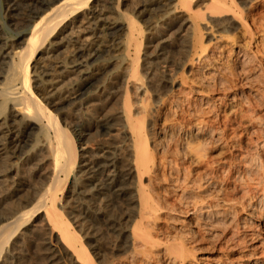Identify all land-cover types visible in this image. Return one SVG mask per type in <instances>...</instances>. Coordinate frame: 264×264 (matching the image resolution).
<instances>
[{
	"label": "rangeland",
	"instance_id": "rangeland-1",
	"mask_svg": "<svg viewBox=\"0 0 264 264\" xmlns=\"http://www.w3.org/2000/svg\"><path fill=\"white\" fill-rule=\"evenodd\" d=\"M101 1L110 2H100L98 7L100 12L105 8L102 13L106 12L105 17L109 18L110 21L118 20L121 10L124 9L125 12H128L132 6V8L137 6V1L141 3V0L136 2L135 0H121V3L117 5V0ZM192 1L196 2L189 4L191 11L198 14V10L206 15L204 11H207L205 10L206 7L208 9L211 5V0ZM230 1L237 2V10L242 17V11L246 16V19L243 17V21L238 20V23L241 22L242 27L245 25V28H242L241 24L236 21L234 23L231 16H229L230 18L228 16L222 17L219 20H223V25L227 23V27H224L227 28L225 30L218 29L215 24L210 22L209 24L207 18L202 21V25L200 23L197 32L198 46H209V52L214 54L213 65L202 70V74L198 75L195 68L192 67V62H197V55L189 42L188 34L173 29L171 21L174 20L172 19L174 13L163 14L155 10V13L151 12L152 14L141 18L142 21L140 19L143 22V24L141 23L142 28H144L138 36L139 44L142 43L138 47V61L135 58V49L131 52V59H135V63L138 62V72L143 81L138 82L133 79L128 81L127 76L131 73L132 62L130 61L132 60L123 61L124 54L122 56V53L118 52L121 53V56L114 59L115 65L107 68L106 76L102 75V78L98 76L101 82L97 84L98 87L92 89V100L86 108L79 110L80 108L72 105H64L60 112V109L57 111L53 109L55 113L57 112L60 126L68 130L71 138L75 139L73 146L77 150L78 157L75 167L61 176L63 186L57 190V207L51 211L58 212L59 218L64 223L72 221L69 229L77 239L75 246L77 245L79 250L83 248L91 254L93 262L98 264H172L169 263L167 256L165 258L166 253L164 251L172 244V241L176 242L177 240L184 245L186 244L184 249L191 252L183 264H264V202L258 207L249 204L254 197L264 198L262 195L264 189L262 187L264 186V0ZM5 6L4 0H0V55L4 58L2 59L4 63L9 62L8 58L12 57V53L22 49L27 38L21 33L24 28L14 26L6 18ZM116 7L117 11L114 9ZM190 9L185 8L182 14L178 13V15L184 17L192 15ZM208 12L210 13V10L207 11V14ZM81 19L75 24V27L73 25L72 28L70 27L60 33V37L65 38L64 44L58 46V51L51 54L50 58L45 56L43 60L38 61L36 68L39 72L46 70L50 74L55 73L54 70H58L63 65L60 62L69 61L76 48L90 42L91 34L88 32L89 25L86 23L89 20H84L83 17ZM81 22L83 25L80 24ZM229 26H233L234 29L232 30ZM230 29L231 32H229ZM174 30L176 32H173ZM154 34L156 37L153 36ZM168 34L173 35L169 37ZM218 36H225L220 43L214 41ZM160 38L171 41L168 42L167 40L166 42L165 40L166 43H162L163 40ZM91 39L93 38L91 37ZM159 43L160 45H158ZM187 44L191 49L188 48ZM159 46L168 49L167 52L161 47L163 50L161 52L164 53L156 55V50L160 49L157 48ZM140 47L141 50H139ZM245 51L254 56L250 59L247 58L248 56L243 57ZM36 63L33 59V66L30 68L32 80L35 82L32 81V87L35 93L43 96L44 92L41 91V84L38 82L39 77L33 73L36 70L33 69ZM146 64H149L147 68L148 70L151 69L150 72L148 70L146 72ZM94 65L92 70H95L96 66L98 68L99 65L100 67L103 66V64L96 65V63ZM150 65L151 67H149ZM141 66L145 68L143 69ZM2 68H5V64H0V81H2L3 75ZM76 70V67L69 66L67 70H62L66 74L63 77L58 75L57 78L55 77L57 74H55V81H53V76L47 77L46 86L49 91L54 92L59 88L61 90L58 92L62 95V100H72L74 97L71 95L70 85L77 79ZM127 73L128 75L125 76ZM178 75H180L179 78L177 81L175 80L178 84L174 83L173 86L178 89L181 83L187 82L184 87L181 86L182 91H176L170 84L164 86L161 84L162 80L169 79L172 81ZM117 80L118 82H116ZM195 80H198V83L199 80H204L203 82L206 83L200 86V82V85L197 84L199 85L198 88L195 86L197 83ZM117 83L125 85H121V88ZM114 91L119 92L116 95ZM202 93L203 97H199V94ZM126 97L130 98L127 100L130 104L133 120L135 123L143 124V137L155 163L151 167L153 170L149 171L145 179L143 178V182L148 186L149 195L155 198L162 209L158 213L151 231L155 245L151 248L152 251L150 250V258L148 255L146 259L140 258V256L132 258V250L130 247H126V241H124L125 237L130 235L132 227L138 219L135 216L130 218L127 215L128 211L130 208L138 210V201H135L137 204L133 202L130 207H127L128 202L126 200L128 198L112 199L113 195H110L109 199L111 200H108L107 203L105 196L99 195L93 202L88 203V198L80 201L77 196L74 197L71 193L73 192L75 175L82 170L84 161L97 155L101 150L106 148L117 155L119 154L118 158L122 161L133 162L134 155L132 150L130 151L133 145L131 135L126 127L125 118L120 113L124 112ZM8 112L9 108L7 107L0 113L2 117H5ZM106 116L121 120H114L115 126L106 128L102 126L101 121ZM198 130L201 132L199 133ZM40 132V128L34 130L35 144L38 145L39 142L40 144L33 149L29 148L31 153L29 152L30 155L27 157L31 156V159L23 157L24 160H22L23 158L14 160L16 170L10 174L6 173V176L1 178L3 182L0 181V194L2 192L3 195L0 197V203L3 204H0L2 208H0V225L7 222L5 220L10 216V213L9 218H12L15 211L17 213L22 212V208L28 203L27 201H32L36 189H45L52 183L54 161L46 144L47 138ZM38 140L41 141L38 142ZM43 145V150L38 148ZM36 150H39V153ZM22 161L30 163H23ZM1 165L0 168L4 167L3 169H5L6 166L8 167V162L4 166ZM0 170L2 171V169ZM78 174L80 175V173ZM133 175L131 183L132 185L135 184L133 186L135 190L131 191V194L133 193V196L137 197L136 186L139 179L136 173ZM16 182L24 185L23 191L17 193V196L14 193ZM259 184L261 188L258 186ZM34 187L36 188L34 189ZM49 202H46L45 205H50L51 202ZM35 203L34 201L26 209L34 207ZM106 204L110 205L107 206ZM229 204L233 205L229 207ZM84 205L85 208L90 209L89 216L91 218L76 219L75 216L82 214L80 208ZM212 206L216 210H213V216L215 213L223 212L224 214L225 211L228 213H225L222 218H209L210 221L206 222L202 216L200 218L198 212ZM13 209L17 210L13 211ZM3 210L4 212H2ZM2 216L5 217V220H2L4 219ZM48 222L50 221H47L44 214L39 215L34 222H26V227L21 228L4 248L5 250L0 256V264H2L3 259H6L3 264L8 261L9 264H54V262H49L51 253L60 258L61 264H78L75 262L74 253L62 243L61 231L54 232V227ZM124 230L127 231L125 237L120 235L121 231L125 232ZM13 250L14 252H12ZM10 253L14 255L13 259H11ZM180 263L181 261H178L177 264Z\"/></svg>",
	"mask_w": 264,
	"mask_h": 264
},
{
	"label": "bare ground",
	"instance_id": "bare-ground-1",
	"mask_svg": "<svg viewBox=\"0 0 264 264\" xmlns=\"http://www.w3.org/2000/svg\"><path fill=\"white\" fill-rule=\"evenodd\" d=\"M136 1L137 0H135V2ZM142 1L143 0H141V3H138V1H137V6H135L136 4L135 5L133 4L135 7L132 8L133 7L132 6L131 7L132 9L130 8V11H128V9H127L128 12H125L126 10L124 11V9L121 10L120 11V18L116 21L113 18L114 21H110L109 18L105 17L106 12L102 13L105 10V8H104V10L102 9L103 10L102 12L98 11L99 4L106 2V1H101V0H4V3L6 5L5 6L6 18H8V20H10V22L14 26H17L18 28H20V27L24 28L21 33L24 34V36L26 35L27 38L24 41V45H23L21 50H17L14 53H12V57L8 56L9 62L4 63L2 61V59H4V58L0 55L2 57L0 59V64H5V68H2V74H3L1 77L2 81H0L1 82L0 83V112L2 110H5L7 107L9 108V112H8L7 116L5 115V117H2L1 116L2 114L0 113V165L3 164V166H4L5 163L8 162V167L6 166L7 168L6 167H5V169H3L4 167L0 168V169H2V171L0 170V181H1V178L6 176L5 175L6 173L10 174V172H14L16 170L17 167H16V163L14 162V160H17V159H20L23 157L26 158L31 153L30 152L31 149L29 150V148L31 147L33 149V148H35V146H38L40 144L39 141H41V140H38V142H39L38 145L35 144L36 139L34 138L35 137L34 130L37 128H40L43 136L47 138L46 144H47V147L50 149L52 157H53L54 170H53V174L51 177L52 183L48 187H46L45 189H42V190H41V188H40V190L36 189V191L34 192L35 194H33L34 196L33 195H32L33 197L31 196L33 198L32 201L30 199H29L30 201L25 200V202L27 201L28 203L26 202L27 204L25 206L23 205L24 208H22L23 209L22 212L17 213L15 211V215L12 216V218H9L11 216V213H10V216H8L6 220H5L4 216L5 215L7 216L8 212L6 211L7 213L4 216H2V217H4V219H2V220H5L7 222L0 225V256H1L2 252L5 250L4 248L6 247V245L9 244V242L12 240V238H14V236L17 234V232L21 228L26 227V225H27L26 222H29V221L34 222L36 220V218H38L39 215L44 214V217L47 219V221L48 220L50 221L48 223L54 227V232L57 233L58 231H61V234H60L61 241L69 251L74 253V256L76 257V261H75L76 263H78V264H98L97 262L92 261L93 257L85 249L82 248L79 250V248L76 247L77 245L75 246V242L77 239L73 236V234H71V231L69 229V227L72 225L71 224L72 221L71 222L68 221L67 223H64L59 218L60 214L58 212H54V211L52 212L51 211L57 207V202H56L58 199L57 190L63 186L61 184V176L63 175V173L68 172L71 169H73V167H75L76 160L78 157L77 156V150L73 146V144H75L74 143L75 139L71 138L68 130L63 129L60 126L59 119H58V116L56 114L57 112L55 113L53 111V109L56 111L60 109L59 110V112H60L61 109H63L64 105H72L76 108H80L79 110L86 108L87 105L92 100L91 99V96H93V95H91L92 89L94 90V88H96V86L98 87L97 84L99 82H101L100 77L102 75L103 76L105 75L107 68H109L112 65H115L114 59L119 58L121 56V53H122V56L124 54L123 61L132 60V61H130V62H132L131 73L129 76H127L128 73L125 75L128 77V81L130 79L137 80L138 82L143 81V80H141L142 78L140 79V75L138 72V68H139L138 62L135 63V61L136 60L138 61V59H139L138 47H139V45L142 44V43L139 44V41H138V36H139V34L142 33V29L144 28V27L142 28L143 22H141L142 21L141 18L147 17L151 12L155 13L154 12L155 10H156V12L158 10V11L162 12L163 14H167L168 12L170 14L174 13V15H172V16H174V18H172L174 20H173V22L171 21L173 29H175L178 32L184 31L186 35L188 34L187 36L189 37V42L192 45L193 50L195 51V54L197 55V58H196L197 62L192 60L193 61L192 67L195 68L198 75L202 74L201 73L202 70L206 69L207 67H211L213 65L212 63L214 61V59H213L214 54L213 53L211 54L209 52V50H208L209 46L208 47L203 46V45L198 46L197 32H198L200 23L202 25V21H205L207 18L208 23L210 22L212 24H215V26L218 29L225 30L227 28H224V27L226 26L227 23L223 25V22H222L223 20L219 21L222 17L228 16V18H230L229 16H231L232 17L231 19L234 20V23H235V21L238 23V20L243 21L244 20L243 17H245V19H246V16H244L243 11H242V14H243V17H242L240 12L237 10L238 7L236 5H238V4H236L237 2L235 3L234 0H233L234 2H231L230 0H211V5L209 3L210 6L208 7V9L210 10V13L208 12L209 15L207 14V11H209L207 9V7L205 9L207 11H204L206 13V15L202 12H199L198 10H197L198 14L191 11V9L189 8L191 6L189 4H191V3L194 4L196 2V1H192V0H145L144 2H142ZM175 1H176V4H175ZM135 2H133V3H135ZM106 3H110V2L107 1ZM120 3H121V0H117V5H119ZM185 8H188V10L190 9V11L192 12V15H189V16L187 15L188 18H187V16L184 17L183 15H180V16L178 15V13L182 14L183 9H185ZM114 9L117 11V7ZM113 10H112V12H113ZM242 10H243V7H242ZM106 11H107V9H106ZM81 17H83L84 20L85 19L89 20V21L87 20L88 22H86V23H88V25H89L88 26V30H89L88 32L91 34V37L93 39H91V37H90L89 43L83 44L80 47L76 48L75 52L70 57L69 61H66V62L64 61V63L60 62V64H63L60 67L62 70H67V68H69V66L70 67L74 66L77 68L76 73L78 74L77 79L74 82H71L72 84L70 83L71 84L70 85V92L72 93L71 95H73L74 98L72 100L65 101V100H62V95L58 92L61 89L58 88V90L53 92L51 89H50L51 91H49V88L46 86V83H48V81L46 79L47 77L53 76L52 77V78H54L53 81H55V77L58 78V75L63 77V75L65 74L64 71L59 70L60 68L59 69L57 68L58 70H54L55 73L50 74V72H47L46 70L45 71L41 70L39 72V70H38V68H36V66H38V61H40L41 59L43 60V57L46 56L47 58L48 57L50 58L51 54H55L58 51L57 50L58 46L64 44V42H65V38L64 37L61 38L60 33H63L66 29H69L70 27L72 28L73 25L75 27V24L78 21H80L79 19H81ZM169 17H170V15H169ZM140 19H141V21H140ZM111 20H112V18H111ZM224 21H225V18H224ZM229 21H230V19H229ZM161 23H163V22H161ZM203 23H205V22H203ZM208 23H206V24L208 25ZM80 24H82V22ZM229 24H230V22H229ZM238 24H241V22ZM242 25L243 24H241V27H242ZM246 25H247V23H246ZM244 26L242 28H245ZM156 27H157V25H156ZM229 27L232 28L233 26H229ZM85 28L87 29V27H85ZM159 28H158V31H159ZM233 29L234 28H232V30ZM175 30L173 32H176ZM232 30L230 29V31L229 30H227V31L231 32ZM247 30H249V29H247ZM83 31H85V29H83ZM156 31H157V29H156ZM218 33H221V32H218ZM223 33L224 32H222V34ZM173 34H175V33H173ZM155 35L156 34H154L153 36H155ZM161 35H163V34L161 33ZM164 35H165V33H164ZM168 35H166V36H168ZM172 35H169V37ZM159 37H161V36H159ZM224 37L225 36H218L216 38V40H214V41H217L220 43L221 41H223ZM182 38H184V37H182ZM23 39H25V38H23ZM160 39L163 40V41H161L162 43H166L168 40V39H165L166 40V42H165V40L163 38H160ZM169 40H168V42H169ZM186 40L188 41V38ZM186 40H184V41H186ZM160 43L158 45H160ZM20 45H21V43H20ZM169 45H171V44H169ZM161 47L160 46L157 47L158 49L160 48L159 50H156L157 52L155 50H153L156 52V55L157 54L161 55L164 53L161 51H163V50L165 51L166 48L162 47L164 49L161 50ZM155 48H156V46H155ZM188 48L191 49V47H189V45H188ZM133 49H135L134 53H136V55L135 54L134 55H135L136 60L131 59V55H132L131 52ZM190 49H188L189 52H190ZM139 50H141V47ZM167 50L168 49H166V52H167ZM118 52H121V53H118ZM212 52H214V51H212ZM150 54L152 55L151 52H150ZM187 54H185V55H187ZM153 55H155V54L153 53ZM242 56L245 58L248 56L247 58L250 59V57L252 58L254 55L252 53L249 55V53H246V51H245V53ZM186 57H188V56H186ZM33 59L37 63L33 67L34 70L36 69L35 72H33V71L32 72L35 73V75H38V77H39L38 82L41 84V85L39 84L41 86L40 87L41 91L44 92L43 96L35 93L34 88L32 87V81L33 80H32V76H31L30 68L33 66L32 65ZM119 61H120V59H119ZM154 61H156V60H154ZM95 63H96V65L103 64V66L101 65L102 67H100V65H99V68L96 66L95 70H92L91 68L95 66L94 65ZM126 63L128 64V62H126ZM148 65L146 66V72L148 70V68H147ZM124 66H125V64H124ZM149 67H151V65ZM142 68L144 69L145 67H142ZM149 70L151 71V69H149ZM108 72H109V70H108ZM55 74H57V75L55 76ZM120 74H119V76H120ZM203 74H204V72H203ZM0 76H1V74H0ZM98 76H100V77L98 78ZM179 76L180 75L176 76V78H174L173 80L171 78L172 81H170L169 79H164L161 81L162 83L161 82L160 83L163 84V86L165 84H170L171 86H173L175 84H178L177 82H175V80L177 81V78H179ZM202 76H201V78H202ZM103 78H105V77H103ZM118 78L120 79V77H118ZM198 78H200V77H198ZM125 80H123V81H125ZM133 80H131V81L133 82ZM50 81H51V79H50ZM203 81L204 80H202V81L199 80V83L201 82V85H200L198 83V80L197 81L195 80V82H197V83H196V85L193 84V86L194 85L197 87L199 85L202 86L204 83ZM205 81H207V80H205ZM116 82H118V80ZM195 82H193V83H195ZM33 83H35V82L33 81ZM123 83H125V82H123ZM123 83L122 84L117 83V84L122 88V86L125 85ZM186 83L187 82H184V84H186ZM184 84L181 83V86L184 87L185 86ZM197 84H199V85H197ZM170 85H169V87H170ZM181 86L178 89L175 88L176 86H173V87L176 89V91L179 92V91H182ZM37 88H39V87H37ZM119 88H118V90H120ZM123 91H124V88H123ZM169 91H166V92H169ZM171 91H172V89H171ZM114 92H116V91H114ZM117 92H119V91H117ZM117 92L114 94L117 95ZM173 92H175V91H173ZM197 94H198V91H197ZM163 95H165V94H163ZM126 96H127V93H126ZM128 97H126V100H125L124 112L123 113L120 112V113L122 114V116H124L125 122H126V127L128 128V131L130 132V135H131L130 137H131V141H132L133 145L131 146L132 149H130V151L132 150L133 155H134L133 162L129 163L127 161L125 162V160L122 161L120 158H118L119 154L117 155V154H115V152H112L111 150H107L105 148V149L101 150V152L98 153L97 155H95L92 158L84 161L85 163L82 166V170L80 172H78V173H80V175L78 173H77V175H75L76 177L74 180L73 192H71V193L74 195V197L77 196L80 201H84V199L88 198L89 199L88 203L93 202V200L98 198L99 195L105 196V199H106L105 202H107V203H108V200H111V199H109L110 195L111 196L113 195L112 199L113 198H116V199L128 198L127 200L125 199L126 202H128L127 207L128 206L130 207L131 203L138 201L139 209L135 210L134 208H132V209L130 208V211H128L129 213L127 214L130 218H131V216H135L138 218L136 221L134 220L135 223H134V226L132 227V231L130 232V235L126 236L127 231H125V230H124L125 232L121 231L120 235H122L124 237L126 236L125 237L126 239H124V241H126V247H130L132 250V254H133V255H131L132 258L140 256V258L143 257L144 259H146V257L148 255L150 258V256H151L150 250L155 245L151 231H152V227L154 225V222L157 220L158 213L162 209L159 206L158 202L155 200V198L149 195V192L147 189L148 186L145 185L143 182V178L145 179L146 178L145 176L149 173V171L151 172L153 170V169L151 170V167H152L154 162L152 160L151 153L148 150V146L146 144V141L143 137V131H142V127H143L142 125L143 124L135 123V121L132 118L131 111H130L131 110L130 104L128 103V100H127L130 98H128ZM199 97H203V93L201 95L199 94ZM118 98H121V97H118ZM122 100H123V98H122ZM122 103H124V102H122ZM118 117H120V116H118ZM116 119H118V118L106 116L105 119H102V120L100 119V120L103 123L102 124L103 127L111 128L115 123L113 121ZM118 120H121V119H118ZM82 125H81V127H82ZM198 132L200 133L201 131L198 130ZM78 135H80V134H78ZM197 135H198V133H197ZM43 142H45V141L43 140ZM262 145H260V146H262ZM42 147L44 149V145L41 147H38V148L39 149L41 148V150H43ZM47 147L45 146V148H47ZM46 151H48V150H46ZM32 153H34V152H32ZM45 153H48V152H45ZM30 157H27V158L29 159ZM22 160H24V158ZM53 161H52V163H53ZM25 162H27V164L30 163L28 161H25ZM25 162H23V163H25ZM38 170H39V168H38ZM38 170H36V171H38ZM134 173H136L138 175V179H139L138 184L136 186V192L138 195L137 197L133 196V193L131 194V191L135 190V188H133V186H135V184L133 183V185H132V183H131V177L133 178ZM71 180H72V178H71ZM1 182H3V180ZM1 184H3V183H1ZM43 186H44V184H43ZM258 186L260 187V184ZM14 187L16 188L14 193L17 196V193H21L23 191L24 185L22 183L16 182ZM262 187H264V186H262ZM35 188L36 187H34V189ZM263 191H264V189L262 190V195H264ZM26 192H27V190H26ZM72 194H71V196H72ZM2 195L3 194L1 192L0 197ZM22 198H24V197H22ZM74 199H76V198H74ZM99 200H100V198H99ZM4 201H5V199H4ZM34 201L36 202L35 206L30 208V209H26ZM46 202H49L50 205H48V204L45 205ZM250 202H251V203H249L250 206H251V204H253L254 206L257 205V207H258V205L261 206L263 204L264 198L263 197H254L253 200ZM106 205L109 206L110 204H106ZM232 205L229 204V207ZM4 208L6 209V207H4ZM8 208H10V207H8ZM80 209L82 210L83 216L81 217L82 214L80 216H75L76 219L80 218V219L84 220L86 217L91 218V216H89V214L91 212L89 208H85V205H84ZM228 209H230V208H228ZM14 210H17V209H13V211ZM19 210H20V208H19ZM213 210L216 211L215 209H213V206H212V207H209L208 209H203V211L200 210L201 212H198V213L200 215V218L202 216V218L205 219L206 222L210 221V220H208L209 218H213V217L222 218V216L225 213H228V211L227 212L225 211L224 214H223V212L217 213V214L215 213L213 216ZM2 212H4V210ZM0 218H1V216H0ZM109 218H111V217H109ZM0 221H1V219H0ZM75 221H77V220H75ZM0 224H1V222H0ZM185 245H184V243L178 242L177 240H176V242L172 241V244L169 247H167V249L164 251L166 253L165 258L168 257V261H170L169 263L177 264L178 261H181L180 264H183L185 259L186 258L188 259L191 252H190V250L184 249V247H186ZM130 248H128V249H130ZM49 251L51 252V250H49ZM49 251H48V253L50 254ZM12 252H14V250ZM17 255H19V254H17ZM9 256H7V257H9ZM13 256L14 255H12V257L10 256L11 259H13ZM163 256H164V254H163ZM132 258H131V260H132ZM5 261H6V259H3L4 263H5ZM60 261L61 260L58 256L52 255V253H51V257L49 258L50 263L54 262V264L55 263L61 264ZM3 262H2V264H3Z\"/></svg>",
	"mask_w": 264,
	"mask_h": 264
}]
</instances>
